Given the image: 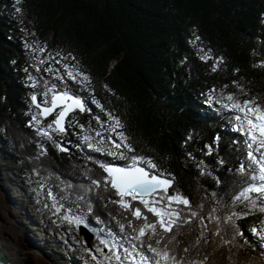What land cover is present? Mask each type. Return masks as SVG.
Listing matches in <instances>:
<instances>
[{
    "label": "trees",
    "instance_id": "1",
    "mask_svg": "<svg viewBox=\"0 0 264 264\" xmlns=\"http://www.w3.org/2000/svg\"><path fill=\"white\" fill-rule=\"evenodd\" d=\"M61 92L86 110L58 134L31 100L47 106ZM246 101L264 107V0H0V162L41 223L40 214L67 217L143 264H264V240L252 231L264 228V208L253 194L235 199L261 183L236 130L232 105ZM132 157L151 160L155 169L138 166L188 199L190 207L155 205L179 213L171 232L139 201L125 197L147 221L114 203L99 165L125 167ZM145 223L156 229L141 237Z\"/></svg>",
    "mask_w": 264,
    "mask_h": 264
},
{
    "label": "snow or ice",
    "instance_id": "2",
    "mask_svg": "<svg viewBox=\"0 0 264 264\" xmlns=\"http://www.w3.org/2000/svg\"><path fill=\"white\" fill-rule=\"evenodd\" d=\"M16 2L19 3L20 0H16ZM17 11H20V9H17ZM204 58L207 59V57ZM215 70L216 69L213 68V71ZM68 75L73 79L75 78L71 72H69ZM76 75H80V73H77ZM83 80L87 81L88 77L83 76ZM227 99L231 101L233 100V97L228 96ZM32 100L33 103H36V96H33ZM36 106L38 108L41 107L40 104H36ZM57 107H61V111L56 113V119L54 123L57 126L56 130H59L60 132L65 130L63 121L68 112L74 110L75 108H79V110L82 112L86 110L84 102L79 97L71 95L68 92L54 93L51 100V106L42 108V112L45 116H47L52 114ZM232 108L241 113V115H236L234 117V119L238 122L236 130L243 131L244 135L247 137L248 148L253 149V151L248 152L247 158L252 161V164L258 165V179L261 181L258 186H250L242 191L238 196L235 197V199L237 201L248 200L249 193H257L260 197H264V107L259 106L255 101H246L243 104L234 103ZM116 127H122L119 120H116ZM42 134L47 136L48 132L44 131ZM100 135L101 134L98 132L97 136ZM85 139L87 140L88 137H85ZM120 139L122 141H126L127 137H124L121 133ZM100 143H103V139L100 141ZM89 147H92V145H89ZM113 147L120 149L121 144L114 143ZM123 147L127 148L129 152L133 151V149L126 143L123 144ZM60 150L65 151L66 149L61 148ZM95 150L101 151L102 149L96 148ZM254 152L260 153L259 157L254 155ZM107 154L119 155L121 159L125 158L123 152L115 153L109 151ZM140 164H146L149 169L156 168V165L151 160H145L143 157H132L131 163L125 167H115L104 163H101L99 166L105 173H107V178L105 179L104 183L106 185H110L120 197L119 201H114V203H119L122 208L131 211L132 215L137 219H144L147 221V217L143 215L142 210L139 207H133L132 204L125 199V197H130L133 201H139V203L142 204L148 212L152 213L158 218L157 222L165 232H171L173 225H175L180 219L179 213L175 210L168 211L165 208H157L155 205L166 198L168 206L172 205L173 203H177L190 207L189 201L187 198L181 196L178 193L176 195H168V188L171 187L172 181L162 179L161 176L151 174L144 167L138 166ZM245 170L246 169L243 165L239 169L241 173H244ZM251 178L253 180L257 179L256 176H252ZM93 184H96L97 187L100 186L99 181L94 180ZM154 196H158L159 198L155 199L153 198ZM191 215L195 217L197 213L192 212ZM235 215V213L232 214V216ZM232 216H228L226 220H232ZM75 222L79 224V218H76ZM186 222L190 223L191 221ZM145 229H151L153 232H155L156 223H145L144 226L139 229V236L142 237L145 235ZM252 231L254 234L260 236L262 240H264V228H253ZM217 235H219V233H217ZM198 242L199 241H197V243ZM101 243H105V241H101ZM105 246L109 247L110 251L115 247V245L109 246L107 243H105ZM149 247L152 252L161 256L164 260L175 259L174 257H169L166 251L161 253L157 252L156 249L151 248V246ZM124 251L127 253L124 258L125 260H127L129 257H133L134 259L133 252H130L127 249ZM184 251L187 252L188 249H184ZM113 256L117 261H121L119 252L114 251ZM141 259L143 260L145 258L142 257ZM121 264H123L122 261Z\"/></svg>",
    "mask_w": 264,
    "mask_h": 264
},
{
    "label": "rangeland",
    "instance_id": "3",
    "mask_svg": "<svg viewBox=\"0 0 264 264\" xmlns=\"http://www.w3.org/2000/svg\"><path fill=\"white\" fill-rule=\"evenodd\" d=\"M15 182L10 166L0 162V232L4 238L18 244L25 264H121V261L123 264H143L135 256L125 260L127 253L115 247L110 251L95 239L90 230L88 232L94 240L87 248L89 236L86 234V242H83L76 231L78 225L68 219L56 217L48 221L40 214L43 223L39 222L35 210L19 192L22 186ZM21 184L26 194L39 195L28 182L22 181ZM249 194H253L255 201L264 207V197ZM114 251L119 252L121 261L115 259Z\"/></svg>",
    "mask_w": 264,
    "mask_h": 264
},
{
    "label": "water",
    "instance_id": "4",
    "mask_svg": "<svg viewBox=\"0 0 264 264\" xmlns=\"http://www.w3.org/2000/svg\"><path fill=\"white\" fill-rule=\"evenodd\" d=\"M51 100H52V97H51V99H50V103H49V105H47V106H44V105H41V107L40 108H38L37 106H36V104H38L37 103V101H36V103H33V100H31V105H32V107H34V108H36L37 110H38V113H39V118L41 119V120H44V119H46V118H48L50 115H53V128H54V130L56 131V133H58V134H63L64 132H65V130L63 131V132H60L59 130H56L57 129V126L55 125V123H54V121H55V119H56V113H58L59 111H61V107H57L56 109H55V111L52 113V114H50V115H47V116H45L44 114H43V112H42V108H44V107H50L51 106ZM74 111H76V112H78V113H82V111H80L79 110V108H75L74 110H72V111H70V112H68L67 113V115L65 116V119H64V121H63V126H64V129H65V121H66V119H67V117L71 114V113H73ZM59 147V149H61V148H64L62 145H59L58 146ZM64 149H66V148H64ZM61 151V150H60ZM62 153H68V149H66L65 151H61ZM111 166H115V167H120V166H118V165H111ZM141 167V166H140ZM102 170V173L107 177V173H105L104 171H103V169H101ZM159 176V175H158ZM161 178L162 179H167V178H165V177H162L161 176ZM167 180H170V179H167ZM170 181H172V180H170ZM172 185H173V181H172V184H171V187H172ZM171 187H169L168 188V191H169V189L171 188ZM110 188H111V186H110ZM112 189V188H111ZM112 191L116 194V192H115V190L114 189H112ZM117 195V194H116ZM118 196V195H117ZM76 231H77V233L79 234V235H81V239L83 240V242H86V234L89 236V241H87V246H89V243L90 242H92V235L88 232L89 230L88 229H86L84 226H82V225H79V226H77V228H76ZM85 233V234H84ZM91 239V240H90ZM86 246V247H87ZM0 264H4V263H6V258L4 257V254L3 253H1L0 252Z\"/></svg>",
    "mask_w": 264,
    "mask_h": 264
},
{
    "label": "bare ground",
    "instance_id": "5",
    "mask_svg": "<svg viewBox=\"0 0 264 264\" xmlns=\"http://www.w3.org/2000/svg\"><path fill=\"white\" fill-rule=\"evenodd\" d=\"M35 212L38 214L37 210H35ZM100 244L103 245L102 243ZM87 248H89V246H87ZM0 252L3 253L4 257L6 258V263L4 264H25L21 258V254H20L21 249L19 248L18 244L4 238L1 232H0Z\"/></svg>",
    "mask_w": 264,
    "mask_h": 264
}]
</instances>
